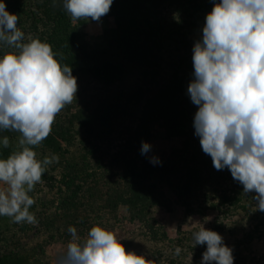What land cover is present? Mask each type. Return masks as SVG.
<instances>
[{
	"label": "clouds",
	"instance_id": "obj_1",
	"mask_svg": "<svg viewBox=\"0 0 264 264\" xmlns=\"http://www.w3.org/2000/svg\"><path fill=\"white\" fill-rule=\"evenodd\" d=\"M71 22H99L113 0H53ZM202 39L192 48L193 79L188 85L197 106L193 126L202 151L217 171L228 169L243 193H255V211L264 212V0H212ZM19 17L0 0V132L19 133L16 146L0 157V217L16 224L38 223L30 193L56 154L38 158L56 117L76 100L77 78L61 63L50 43L25 34ZM0 147H11L8 136ZM151 145L142 142L141 154ZM153 165L162 163L150 157ZM70 240L55 264H157L128 251L116 234L96 224L81 237L68 227ZM193 248L206 245L201 264H234L233 250L204 224L192 232ZM180 249H176L178 255Z\"/></svg>",
	"mask_w": 264,
	"mask_h": 264
},
{
	"label": "rangeland",
	"instance_id": "obj_2",
	"mask_svg": "<svg viewBox=\"0 0 264 264\" xmlns=\"http://www.w3.org/2000/svg\"><path fill=\"white\" fill-rule=\"evenodd\" d=\"M4 2L10 12V1ZM18 17V27L26 36H33L29 31L30 19L24 15ZM111 26L112 18L103 16L99 22L85 21L78 31L90 49H96L104 46V30ZM200 37L202 33L199 36L195 34L192 39L196 41ZM164 67L169 68L168 61L162 64L163 70ZM75 77L78 83L76 100L65 107L53 125V131L57 130L56 126L59 132L68 129V133L59 140L61 150L52 151L45 141L35 149L38 158L50 154L59 156V162L53 163L47 170V175L53 177L54 181H44L30 193L36 201L30 211L39 221L36 224H16L8 217H0V255L8 249L22 256H34L38 264H55L57 254L65 249L71 238L67 231L69 226H74L83 237L93 225L99 224L113 231L126 250L143 254L157 264H169V259L180 264H201L203 252H191L187 245L184 250L176 240L187 232L192 233L203 223L205 228L221 234L224 243L232 250L237 245L242 257H251L254 264H264V227L254 230L251 225L254 217L264 220V212L255 211L256 202L252 199L255 193H243L244 209L221 218H216L215 210L205 209L201 194L195 193L191 201L192 211H186L177 202L173 193L174 184L169 182L176 183L177 162L183 159L178 153L185 137L177 132L178 128L172 129L176 122L163 123L162 119H158V122L151 119L158 114L160 103L158 97L151 94L153 87L143 85L140 65L127 63L122 80L114 83L125 93V99L121 102L117 119L111 122L103 135L101 132H90L97 124L79 126L75 121L72 125L67 123L71 114L77 110L89 113L108 95L106 87L88 73L81 72ZM139 84L141 89L137 87ZM142 114L151 121L148 127L142 126V130L136 129L135 132ZM194 116L195 111L191 113L186 131L191 143H198L199 137L195 135L193 126ZM18 137L19 133H10L13 147ZM142 142L151 145L145 155L141 154ZM153 156L162 163H150ZM130 158L135 161L136 167L143 169L139 177L156 184L160 195L159 202L148 211L146 221L132 218L124 203L128 195L123 194L122 161L128 163ZM215 222H221L222 230L213 227ZM152 229L156 233H152ZM176 249H180L178 255Z\"/></svg>",
	"mask_w": 264,
	"mask_h": 264
},
{
	"label": "trees",
	"instance_id": "obj_3",
	"mask_svg": "<svg viewBox=\"0 0 264 264\" xmlns=\"http://www.w3.org/2000/svg\"><path fill=\"white\" fill-rule=\"evenodd\" d=\"M9 1L12 7L10 13L29 18V31L33 37L50 43L59 54L57 58L72 68L74 76L81 72L88 73L106 87V100L101 101L89 113L77 110L70 115L68 125H72L74 121L79 126L97 124L90 132H101L103 135L111 122L117 119L122 108L121 102L125 99V93L114 83L122 80L127 63H137L141 66L143 85L153 87L151 94L158 97L160 103L158 114L151 119L155 122L162 119L163 123L176 122L172 129L178 128L177 132L185 137L178 153L183 159L177 162L179 169L176 183L169 182L174 184L173 193L177 202L186 211H192L193 197L201 194L206 204L205 209L215 210L216 218L230 216L241 208L244 209L243 186L233 180L228 169L217 171L211 157L202 151L200 141L191 143L186 131L191 113L197 111V106L191 102L187 92L194 72L192 48L197 40L202 39L200 37L193 41L192 37L202 33L206 14L213 7L212 0H113L110 12L105 15L112 18L113 26L104 30L105 44L96 49H90L78 31L85 21L71 22L59 2L54 6L53 0ZM167 61L169 68L164 67L163 70L161 66ZM137 87L141 89L140 84ZM150 121L142 114L135 132L136 129L139 131L148 127ZM56 128L55 131L52 129L45 143L52 147V151L59 152V140L68 133V129L59 132L58 126ZM10 133L0 132V137L10 138ZM13 148L12 144L9 148L0 147V157H7ZM142 170L135 166V161L131 158L128 163L122 161L123 194L128 195L124 203L132 218L146 221L148 211L159 202L160 195L156 184L139 177ZM44 181H54L53 177L47 175V171L43 176ZM212 192L216 196L215 202ZM251 225L254 230L259 229L264 227V220L254 217ZM213 227L218 231L222 230L221 222L213 223ZM151 231L156 233L155 229ZM176 242L184 250L187 245L191 252L206 250V245L191 247V232L179 237ZM236 247L239 248L237 245ZM237 248L234 246L233 249L235 264H254L251 257H242ZM168 262L180 264L173 259ZM0 264H38V261L34 256H22L14 250L6 249L0 255Z\"/></svg>",
	"mask_w": 264,
	"mask_h": 264
}]
</instances>
